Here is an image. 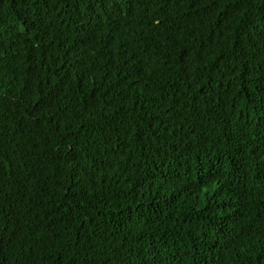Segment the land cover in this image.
Here are the masks:
<instances>
[{
    "label": "trees",
    "instance_id": "obj_1",
    "mask_svg": "<svg viewBox=\"0 0 264 264\" xmlns=\"http://www.w3.org/2000/svg\"><path fill=\"white\" fill-rule=\"evenodd\" d=\"M0 264H264V0H0Z\"/></svg>",
    "mask_w": 264,
    "mask_h": 264
}]
</instances>
